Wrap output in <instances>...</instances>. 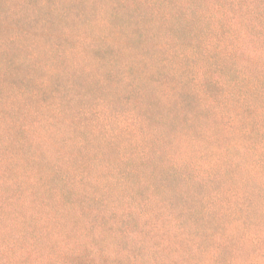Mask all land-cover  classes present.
Here are the masks:
<instances>
[{
    "label": "rangeland",
    "instance_id": "374dc122",
    "mask_svg": "<svg viewBox=\"0 0 264 264\" xmlns=\"http://www.w3.org/2000/svg\"><path fill=\"white\" fill-rule=\"evenodd\" d=\"M262 73L264 0H0V202L261 230Z\"/></svg>",
    "mask_w": 264,
    "mask_h": 264
},
{
    "label": "trees",
    "instance_id": "16d2710c",
    "mask_svg": "<svg viewBox=\"0 0 264 264\" xmlns=\"http://www.w3.org/2000/svg\"><path fill=\"white\" fill-rule=\"evenodd\" d=\"M255 164L262 169L264 161ZM76 201H29L13 210L0 202V264H264V226L250 227L244 209L222 210L232 221L219 220L209 234L204 219L187 229L171 213L168 222L149 220L150 205L95 209ZM209 212L199 214L211 217ZM132 215L139 221L125 222ZM156 232L164 234L158 241Z\"/></svg>",
    "mask_w": 264,
    "mask_h": 264
}]
</instances>
